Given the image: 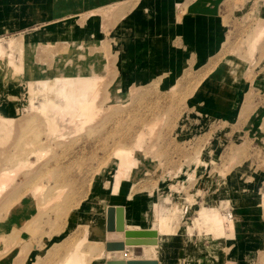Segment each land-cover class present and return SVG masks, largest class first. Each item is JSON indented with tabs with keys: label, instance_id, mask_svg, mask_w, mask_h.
I'll return each instance as SVG.
<instances>
[{
	"label": "rangeland",
	"instance_id": "1",
	"mask_svg": "<svg viewBox=\"0 0 264 264\" xmlns=\"http://www.w3.org/2000/svg\"><path fill=\"white\" fill-rule=\"evenodd\" d=\"M67 1L71 15L78 16L73 21L84 25L89 16L96 14L100 28L103 23L98 41H108L88 47L90 57L86 50L82 51L85 59L80 61L86 66L97 61L93 64L99 68L107 65L102 76L92 71V76L86 78L70 77L60 69L55 75L61 64L55 54L63 51L59 43L37 45L30 55L21 39L12 38L16 32L8 30L7 40L0 39L7 56L0 59V72L12 68L2 78L9 83L15 80L11 74L23 78L21 96L12 100L0 97V176L14 177L6 188L0 186V264H67L65 261L75 252L83 258L82 264H106L107 245L93 241L89 229L93 224L102 229L106 214L108 222V211L113 208L114 212L123 211L125 233L140 230L143 208L141 202L136 206L135 200L141 195L132 194V189H137L132 182L142 184L145 179L153 185L161 177L176 198H166L164 204L150 202L156 217L161 213L167 218L162 232L157 228V219L153 228L166 239L163 264H180V241H184L189 264L199 254L210 260L226 259L228 242L209 231L202 215L214 210L236 227L240 218L228 195L231 182L238 179L254 186L264 207V33H257L264 27V0H227L222 8L228 40L215 66H224L228 61L235 67L246 65V81L251 87L241 116L251 112L259 118L244 123V116L230 125L204 118L195 104L201 82L211 74L219 76L220 68L198 76L186 74L180 85L171 90L160 89L157 79L150 86L111 91L117 74L116 53L110 46L113 29L123 25V17L133 10L137 0L92 12L84 7L91 0ZM73 50L71 57L77 60ZM43 69L48 77L27 80L31 71ZM60 77L66 82H98L92 95V119L79 115V102L66 104L60 94ZM27 84H32V89L28 90ZM50 105L66 110L59 111L63 119ZM51 120L57 122L54 128ZM123 150H130L136 165L133 163L125 179L117 180L118 152ZM144 164L149 168H143ZM208 180L214 181L213 189ZM30 192L36 197L33 207L28 206L24 215L15 216L12 210ZM207 192L214 193L216 200L222 196L226 199L213 204L202 199L197 203V196L203 198ZM100 199L106 208L94 211L90 202ZM181 226L184 235L179 233ZM227 233L228 241L236 238L235 233ZM206 239H212L207 253L201 247L192 249L193 242L204 243ZM145 248L149 246H141L134 253L141 257Z\"/></svg>",
	"mask_w": 264,
	"mask_h": 264
},
{
	"label": "crops",
	"instance_id": "2",
	"mask_svg": "<svg viewBox=\"0 0 264 264\" xmlns=\"http://www.w3.org/2000/svg\"><path fill=\"white\" fill-rule=\"evenodd\" d=\"M129 1L131 0H91L84 7L92 12L98 8L122 6ZM67 2V0H0V39H6L8 30L16 32V36L12 38L21 39L24 50L30 55L37 45L48 46L59 43V46H63V51L55 54L61 61L58 68H55V75L60 69L64 75L70 77L86 78L92 76V71L102 76L107 65L99 68V65L93 64L97 61L89 62L88 66L87 63L83 64L80 61L85 59L82 51H87L93 44L99 45L108 41L101 38L98 41L99 30L103 29V23L100 28V19H96V14L89 16L84 25H80L76 20L73 21L78 16L71 15L70 5ZM225 2L227 0H137L133 10L123 17V25L113 29L114 39L111 40L110 46L116 53L117 74L113 81L115 86H111V91L116 90L118 93L124 88L150 86L157 79L160 89L171 90L180 85V80L186 74L198 76L204 71L214 73L220 68L219 76L211 74L209 79L200 84V95L195 100L200 114L228 125L241 120L244 116L246 118L242 120L245 121L244 123L257 121L259 118L256 113L248 112L241 116L242 107L248 101L247 95L251 87L246 81V74L249 71L246 65L235 67L230 63L231 61H228L224 66H220L221 63L220 67L215 66L228 40L221 14ZM81 46L82 50L79 49ZM71 50L75 51L74 57L78 56L77 60L71 57ZM86 54L90 57L89 51ZM7 68L8 70L0 72V97L4 96L2 98L12 100L21 96L20 86L23 78H14L18 74L14 76L11 74L15 80L11 83L6 82L2 78L3 75L12 72L11 67ZM47 74L44 69L37 73L31 71L27 80H35L40 76L48 77ZM143 168L149 167L144 164ZM165 183L162 177L153 185L145 179L142 184L132 182L133 187L137 186L136 191L133 192L132 189V194L141 195L135 202L137 201L136 206L141 202L143 208L141 213L143 227L140 230L127 232L142 235L141 238H133V240H141L143 246L156 244L159 246L158 261L155 260L157 264H163L161 253L166 245V239L153 230L156 228V216L150 207V202L164 204L166 198L173 201L175 197L170 194ZM208 183L213 189L214 181ZM229 187L228 199L236 208L240 218L239 223H236V238L227 243L226 249L229 252L226 253V259L210 260L198 253L196 260L192 261L193 264H264L261 262V257L264 256L262 196L260 198L259 194L254 192V186L243 184L239 179L231 182ZM207 193L203 198L197 196V203L202 199L212 204L220 200V197L218 200L215 199L213 195L215 191L213 194ZM222 198L220 202L226 199L223 196ZM102 229V239L107 245V214ZM180 230L179 233L184 235L182 226ZM210 242L207 239L204 243L193 242L192 249L201 247L204 253H207V248L211 246ZM182 243L184 244V241H180L178 245L179 261L180 264H189L186 247ZM142 245L129 247L139 250Z\"/></svg>",
	"mask_w": 264,
	"mask_h": 264
},
{
	"label": "bare ground",
	"instance_id": "3",
	"mask_svg": "<svg viewBox=\"0 0 264 264\" xmlns=\"http://www.w3.org/2000/svg\"><path fill=\"white\" fill-rule=\"evenodd\" d=\"M263 26H264V24H263ZM258 32L264 33V27L259 28L257 33ZM6 57L7 56L4 53L3 46L0 44V59H5ZM11 61L12 60L10 59V62ZM92 79L98 81L99 78H92ZM59 82L61 83L60 94L63 96L64 100L66 101V104L67 105L70 104L71 106H73L74 104H76V102H79L80 103V111H81L79 113V115H81V116L83 115L86 120L92 119L94 111H95V106L93 103V101H95V100H94V98H92V95L98 88L97 87L98 82H93V80H91V79H85V80L78 79L75 81L66 82V79H64L62 77H60ZM29 85L27 84V85H25V87L27 89L28 88L32 89V87H31L32 84L30 87H28ZM71 106H69L68 108H70ZM50 107H51V109L57 111L58 115L62 114L59 111H62V110L66 111L65 109H62L59 106L50 105ZM60 117H61V119H63L64 116L60 115ZM51 122H52V120H51ZM55 123L57 124L56 121H53L50 125L54 128L55 126H57ZM55 130H58V128H55ZM128 152L127 151L125 152L124 150L122 152L121 151L118 152L120 154L119 155L120 164L118 167V173L116 175L117 180H120V178H123V177L125 179V176H128L127 173L129 172L133 163L136 162V160L133 158V155L128 153ZM0 159H2V158H0ZM135 165H136V163H135ZM30 178H31V176H30ZM13 179H14V177L12 176V174H10V176H8V175L2 176L1 175L0 176V186L4 187L7 184L10 185V182ZM116 186H117V184H116ZM4 188H6V187H4ZM4 188H2V190H4ZM32 192L28 193V195H26L23 198V200H21V203L20 204L18 203L14 207L12 212H14L15 216L18 215V217H20V216L24 215L23 212H24V209H26V207H28V206H31V208L33 207V203L35 202L36 197H34V193L32 195ZM5 198H7V197H5ZM0 203H1V201H0ZM90 205H92L94 211H102L103 209L106 208L105 202L101 199H100V201L90 202ZM110 209H113V208H110ZM117 212L119 213V215H121V220H122L123 211L118 210ZM10 214H11V212H10ZM160 214L157 215L156 219H157V228L159 230L161 229V232H162L163 231L162 229H164L166 224H167V222H166L167 218H165L164 215H160ZM202 218L204 219L205 224L209 227V229H210L209 231H212L215 234V236H221L222 239L224 238V240L227 242L229 240L228 239L229 236L227 235L228 234L227 232L230 231L231 233H233L234 231H236V227L234 226L232 221L230 222V220L226 219L224 215H221V214L215 212L214 210H211L210 212L209 211L204 212L202 215ZM73 220H74V218H73ZM228 221L230 224H227ZM21 222H23V220L20 221V223ZM88 233H89V237L93 241H96L97 243L105 242L104 239H102L103 230L100 229L97 225L93 224L92 227L89 229ZM107 234H108V232H107ZM117 236H119V235L117 234ZM120 236H123V235H120ZM145 249H147V248H145ZM158 251H159V246L157 244L156 245H150L146 251H143V256H141V257L136 256L133 248L129 247L128 245H125L124 248L120 251H111L110 252L107 249V252H106L107 263L106 264H126L127 262L141 261V260H145V259H148L149 261H155L158 259V256H157ZM148 254H151L150 257H148ZM106 255H102V256L105 257ZM127 255H129V256H127ZM82 261H83V258L75 252L74 254L69 256V258L65 262H67V264H82Z\"/></svg>",
	"mask_w": 264,
	"mask_h": 264
},
{
	"label": "water",
	"instance_id": "4",
	"mask_svg": "<svg viewBox=\"0 0 264 264\" xmlns=\"http://www.w3.org/2000/svg\"><path fill=\"white\" fill-rule=\"evenodd\" d=\"M122 210V209H118ZM115 209H109L108 211V222H107V249L108 251H120L125 245H142L141 240H133V238H141L140 234H132L124 232L123 221L121 220V215ZM118 213V214H117ZM116 219H115V218ZM116 220V221H115ZM117 234L119 236H117ZM123 235V236H120ZM135 235V236H134ZM126 264H157L155 261H132Z\"/></svg>",
	"mask_w": 264,
	"mask_h": 264
}]
</instances>
